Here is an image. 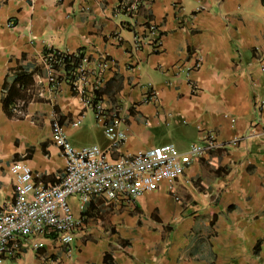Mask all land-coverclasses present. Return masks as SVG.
<instances>
[{"label":"crops","instance_id":"obj_1","mask_svg":"<svg viewBox=\"0 0 264 264\" xmlns=\"http://www.w3.org/2000/svg\"><path fill=\"white\" fill-rule=\"evenodd\" d=\"M120 1L0 0V211L14 199L13 162L36 184L59 183L55 121L73 147L109 160L164 145L200 153L165 168L172 189L156 183L133 211L98 198L79 206L71 259L43 238L40 252L21 240L10 262L264 264V0H156L136 20L117 15ZM45 50L87 58L94 100L122 120L119 148L68 83L50 82Z\"/></svg>","mask_w":264,"mask_h":264},{"label":"built area","instance_id":"obj_2","mask_svg":"<svg viewBox=\"0 0 264 264\" xmlns=\"http://www.w3.org/2000/svg\"><path fill=\"white\" fill-rule=\"evenodd\" d=\"M156 0H121L116 8L117 15L136 20L140 12L149 8ZM173 9L177 11L176 4ZM13 21L8 26H13ZM147 30L155 39L154 49L160 48L157 27L147 22ZM126 27V24H125ZM135 47L139 46L135 36ZM63 55L81 56L76 68L69 70L65 83L81 97L85 106L91 109L94 119L104 129L107 140L114 148H119L126 140V133L119 126L122 123L117 111H107L94 100L93 89L88 81L91 71L86 69L88 60L81 53L64 54L49 51L43 56L49 80L56 83L62 76ZM100 69V66H96ZM200 59L195 58L186 73L197 70ZM64 78V77H63ZM262 107V104H258ZM75 125V124H74ZM52 143L60 150L65 165L59 183L44 187L34 182L31 169L23 162H13L9 173L14 179V199L0 211V264L15 261L21 254V240H29L35 252L43 249L40 239L47 238L72 258L75 232L80 222L73 217L67 199L75 197L80 208L92 199L98 198L116 203L128 210H135L136 202L149 188L165 181L172 189L173 173L164 174L165 168L177 166L183 170L190 165L191 157L198 156L199 148L192 147L191 154H179L174 146L164 145L139 151L131 156H121L116 160L107 159V151L96 146L75 148L58 123L52 124ZM177 200V199H176ZM178 201V200H177ZM50 264H60L51 262Z\"/></svg>","mask_w":264,"mask_h":264},{"label":"trees","instance_id":"obj_3","mask_svg":"<svg viewBox=\"0 0 264 264\" xmlns=\"http://www.w3.org/2000/svg\"><path fill=\"white\" fill-rule=\"evenodd\" d=\"M50 50H45L43 55L45 56ZM80 58L81 56H75V55H63V58H62V71H63V74L61 77L58 78V81H63V80H66V76L69 74V70H71V67L74 69L76 68L79 63H80ZM64 77V78H63ZM4 107L6 109L7 107V101L6 99L4 100ZM83 214V212H81V215ZM108 260V256L105 255L104 257V262L106 263V261Z\"/></svg>","mask_w":264,"mask_h":264},{"label":"rangeland","instance_id":"obj_4","mask_svg":"<svg viewBox=\"0 0 264 264\" xmlns=\"http://www.w3.org/2000/svg\"><path fill=\"white\" fill-rule=\"evenodd\" d=\"M67 203H68L69 207L71 208L72 213L77 215L79 212V204L77 203V201L72 202V201L68 200ZM6 264H32V262L30 259H28L26 261H21V262H17V263L8 261V262H6Z\"/></svg>","mask_w":264,"mask_h":264}]
</instances>
